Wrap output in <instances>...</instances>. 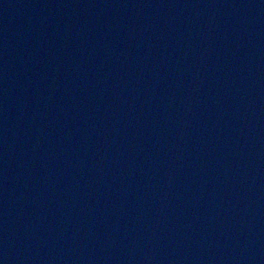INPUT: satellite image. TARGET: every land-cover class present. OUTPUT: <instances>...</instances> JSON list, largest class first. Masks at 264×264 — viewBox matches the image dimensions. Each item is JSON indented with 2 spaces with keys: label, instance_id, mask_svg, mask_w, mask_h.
<instances>
[{
  "label": "water",
  "instance_id": "95a60500",
  "mask_svg": "<svg viewBox=\"0 0 264 264\" xmlns=\"http://www.w3.org/2000/svg\"><path fill=\"white\" fill-rule=\"evenodd\" d=\"M0 264H264V0H0Z\"/></svg>",
  "mask_w": 264,
  "mask_h": 264
}]
</instances>
